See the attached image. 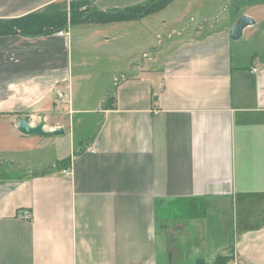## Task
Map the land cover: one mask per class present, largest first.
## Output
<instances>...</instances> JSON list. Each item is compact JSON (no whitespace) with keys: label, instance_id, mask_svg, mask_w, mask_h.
Returning <instances> with one entry per match:
<instances>
[{"label":"crops","instance_id":"obj_1","mask_svg":"<svg viewBox=\"0 0 264 264\" xmlns=\"http://www.w3.org/2000/svg\"><path fill=\"white\" fill-rule=\"evenodd\" d=\"M73 1L109 11L148 0H0V19ZM228 1L227 24L190 18L154 44L153 30L126 26L156 13L0 37V264H264V0ZM215 4L189 0L177 22ZM242 15L253 24L234 41ZM135 46L150 54L134 62ZM95 91L103 100L88 110ZM54 110L66 126L96 111L95 129L44 164L33 156L44 137L16 123Z\"/></svg>","mask_w":264,"mask_h":264},{"label":"rangeland","instance_id":"obj_2","mask_svg":"<svg viewBox=\"0 0 264 264\" xmlns=\"http://www.w3.org/2000/svg\"><path fill=\"white\" fill-rule=\"evenodd\" d=\"M198 1L204 2V0H198ZM213 1H216L215 5L204 7L198 12L195 11L194 9H191L190 13L185 14L181 22H177L179 16L183 14L181 9L185 7L186 4L189 3V0H175L166 9L162 10L159 13H156V15L147 18V20H144V22L135 23L126 27L129 28L130 34H138L139 32H141L143 35H145L146 30H153L154 32L152 38L153 41H150V43L153 42L154 44L155 41L154 39L156 37L155 34L160 35L161 39H165V37L169 34L171 30L178 31L181 26L183 25L185 26L187 24L190 18H192L195 22V25H193L192 23L190 24L191 28H193L196 25L204 24L206 20L202 21L203 15L215 16L213 17V19H210L211 21L210 20L208 21V24H216L217 22L222 24H227L229 18L226 17L227 16L229 17L230 2L228 0H213ZM198 5H200L199 2ZM220 6L221 8L219 9ZM180 23L183 24L179 25ZM74 34L75 33L73 32V35ZM147 38L149 39V36H147ZM148 46L132 47L130 58L134 60V62H138L140 60L142 53L150 54ZM79 84H81V81H78V85ZM100 94L101 93H99V91L94 92V96H95L94 98L97 97V99H95V101L92 102V105L89 104L86 107V109L93 110V108H95L96 110L95 103L103 100ZM99 107L100 106L98 105L97 109H99ZM58 115H59V111L54 110L53 112H50V118H48L47 123L41 122L43 123V126H46V128L50 131L57 130L58 127H60L64 131L62 135L43 136L45 139L44 140L45 148L43 150L35 151L33 156L36 158L37 157L41 158V160L45 162L44 164H49L54 159V156L57 154L58 151L60 153L64 151L69 152L72 141L74 142L75 146H77V142L79 140H82V138L85 136H91L95 129L96 111L92 114L83 113V114H79L78 116H71L70 118H67V126L63 121L61 122L58 120L60 118L57 117ZM68 125L70 126V128L68 127ZM15 158L17 157H14V159H11L10 157H5L2 159L6 161L8 159L10 162H13ZM20 158L27 159L28 156L24 155ZM33 164H34L33 166H37V162ZM13 165L15 164L13 163ZM4 166H5L4 168H6L7 166L11 167V165H7V164H4Z\"/></svg>","mask_w":264,"mask_h":264},{"label":"trees","instance_id":"obj_3","mask_svg":"<svg viewBox=\"0 0 264 264\" xmlns=\"http://www.w3.org/2000/svg\"><path fill=\"white\" fill-rule=\"evenodd\" d=\"M173 0H148L143 4L101 11L87 1L70 2L66 10L34 12L18 18L0 19V37L26 38L48 36L82 24H110L137 21L165 9ZM63 164V162H62ZM229 258H218L226 264ZM200 264V263H198Z\"/></svg>","mask_w":264,"mask_h":264},{"label":"water","instance_id":"obj_4","mask_svg":"<svg viewBox=\"0 0 264 264\" xmlns=\"http://www.w3.org/2000/svg\"><path fill=\"white\" fill-rule=\"evenodd\" d=\"M253 21L251 18L242 15L236 23L233 25L231 29V38L232 40L236 41L242 36L243 30L252 25ZM16 128L18 132L24 136H44V135H61L63 131L58 129L56 131L45 132L43 130V123H39L38 125L32 127L29 125L28 120L20 119L16 123Z\"/></svg>","mask_w":264,"mask_h":264},{"label":"built area","instance_id":"obj_5","mask_svg":"<svg viewBox=\"0 0 264 264\" xmlns=\"http://www.w3.org/2000/svg\"><path fill=\"white\" fill-rule=\"evenodd\" d=\"M56 35L59 37H63L66 35V33L61 31V32H57ZM257 70L258 69H256V68L252 69L253 72H256ZM62 96L63 95L61 93H57L58 98H62ZM91 152H93L92 149H91ZM61 175H62V177L66 178V179L71 178V176H72L71 169L70 168L62 169ZM24 216L29 217L30 215L28 213H24ZM236 264H240V263H236Z\"/></svg>","mask_w":264,"mask_h":264}]
</instances>
